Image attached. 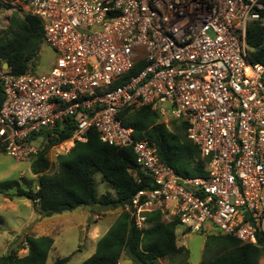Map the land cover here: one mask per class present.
Returning a JSON list of instances; mask_svg holds the SVG:
<instances>
[{"label": "built area", "instance_id": "1", "mask_svg": "<svg viewBox=\"0 0 264 264\" xmlns=\"http://www.w3.org/2000/svg\"><path fill=\"white\" fill-rule=\"evenodd\" d=\"M13 4L40 18L44 41L58 57L43 75L14 74L0 58V151L31 161L45 146L35 144L37 135L71 119V137L53 145L49 159L86 142L92 129L109 145L131 147L153 184L138 190L126 207L138 228H148V213L160 210L168 219H179L183 236L217 228L216 233L259 244L264 235V64L250 61L247 33L252 22L264 25V0ZM143 106L165 124L186 122L188 138L207 159L204 175H179L149 140L135 138L120 112Z\"/></svg>", "mask_w": 264, "mask_h": 264}, {"label": "trees", "instance_id": "2", "mask_svg": "<svg viewBox=\"0 0 264 264\" xmlns=\"http://www.w3.org/2000/svg\"><path fill=\"white\" fill-rule=\"evenodd\" d=\"M6 1L10 4L14 0ZM43 42L44 29L40 18L20 8L15 9L9 25L0 28V58L8 63L12 73L25 74L33 70ZM247 50L251 62L264 64V25L260 22H252L248 27ZM140 68L141 65L137 66L130 75L136 74ZM2 102L0 82V105ZM120 117L126 126L133 129L136 139L149 140L160 159L179 175L200 176L206 173L207 159L188 138L185 121L174 120L170 127L150 106L125 108ZM72 130L73 121L66 119L47 131L48 142L30 161L31 171L38 177L37 190L30 187L14 193L3 191L20 184L18 180H11L0 184V193L4 192L8 198L18 196L31 200L35 211L42 216L97 204L121 209L111 227L98 239L95 253L81 264H117L124 257L133 264H161V259L178 254L189 258V249L178 243L180 221L177 217L168 219L160 210H155L148 213V228L140 229L126 209L138 190L153 187L149 175L137 164L131 147L109 145L101 141L99 133L92 129L86 142H76L69 153L57 157V170L52 172L49 150L53 145L68 140ZM94 171H99L104 180L115 188V196H98ZM133 171L138 177L133 175ZM23 180L27 182L25 178ZM24 241L28 250L21 255L19 250L23 248ZM211 242H216L219 248L208 264H257L264 254V235L259 236L258 245L221 233L208 236L206 245ZM53 244L54 239L50 236L27 234L17 246L0 257V264H67L70 257H58L53 263L48 262Z\"/></svg>", "mask_w": 264, "mask_h": 264}, {"label": "rangeland", "instance_id": "3", "mask_svg": "<svg viewBox=\"0 0 264 264\" xmlns=\"http://www.w3.org/2000/svg\"><path fill=\"white\" fill-rule=\"evenodd\" d=\"M6 6L19 7L18 4L14 5L12 3L6 4ZM7 9L5 6L0 8V27L6 25ZM57 57L58 54L55 49L44 41L34 63V73L37 75L49 73ZM173 121L169 122L170 127ZM48 140L47 131H43L37 135L35 144H45ZM30 164V161H20L0 151V184L11 180L20 181L18 186L3 191L14 193L20 189H29L30 187L37 190L38 177L32 173ZM56 164L57 160H54L52 172L57 170ZM93 176L98 196L116 195L115 188L104 180L99 171H94ZM23 178L27 182H24ZM3 193H0V216L2 218L0 224V257L22 241V236L16 238L19 233L28 230L30 231L29 235H50L54 239L56 249L51 251L49 255V263H53L57 257H70L67 264H81L95 253L98 239L107 232L121 213V209H111L97 204L79 207L76 210L52 216H42L33 210L31 202L27 198L13 196L14 204L9 205V202L3 200ZM96 214L99 215L97 218L95 217ZM94 230H97V236L92 238L91 234ZM217 231V228H210L207 232L188 233L183 236L185 229L179 226L177 229L178 243L189 249L190 257L187 258L178 254L161 259L159 263L208 264L219 246L216 242L206 245L207 238ZM23 253L19 252L21 255ZM122 262L123 264H133L127 258H123ZM257 264H264V254L258 259Z\"/></svg>", "mask_w": 264, "mask_h": 264}, {"label": "crops", "instance_id": "4", "mask_svg": "<svg viewBox=\"0 0 264 264\" xmlns=\"http://www.w3.org/2000/svg\"><path fill=\"white\" fill-rule=\"evenodd\" d=\"M14 1H15V0H14ZM14 1H12L11 3L13 4ZM6 4H9V2H7L6 0H0V8H1V6H5L6 8H8V9H7L8 12H7V14H6V18H7L6 25H3V26L0 27V28H6V27L9 25V19H10V16L12 15V13H13L14 10H15L14 7H8V6H6ZM3 198H4L3 200H5V202H9V205H13V204H14V203H13V202H14V199H13L14 197H13V198H8V197L5 195V193H3ZM28 200H29V199H28ZM30 202H31V203H30L31 206L33 207V210H35V209H34V206H33V203H32L31 200H30ZM88 227H90V226H88ZM27 234L29 235V234H30V231L27 230V231H24V232H22V233H19V235H17L16 238L22 236V239H23V237H24L25 235H27ZM34 236H35V235H34ZM41 236H50V235H41ZM91 236H92V238H95V237L97 236V230H94V232H92ZM50 237H51V236H50ZM22 239H21V240H22ZM15 240H16V239H15ZM20 242H21V241H20ZM23 244H24V243H23ZM55 249H56V247H55V243H54V244H53V247H52V249H51V251H53V250H55ZM27 250H28V249H27V247H25V244H24L23 248L20 249L19 252H21V253L24 252V253H23V255H24V254L27 253ZM51 251L49 252V255H50ZM57 258H58V257H57ZM57 258H56V259H57ZM124 258H125V257H124ZM48 259H49V256H48ZM56 259H55V260H56ZM122 259H123V258H122ZM55 260H54V261H55Z\"/></svg>", "mask_w": 264, "mask_h": 264}, {"label": "water", "instance_id": "5", "mask_svg": "<svg viewBox=\"0 0 264 264\" xmlns=\"http://www.w3.org/2000/svg\"><path fill=\"white\" fill-rule=\"evenodd\" d=\"M8 63L7 62H4V65H3V67L6 69V68H8Z\"/></svg>", "mask_w": 264, "mask_h": 264}]
</instances>
